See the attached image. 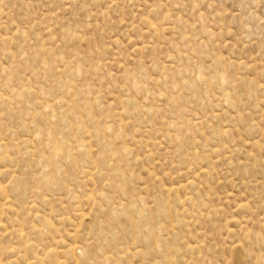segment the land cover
<instances>
[{"label":"rangeland","instance_id":"obj_1","mask_svg":"<svg viewBox=\"0 0 264 264\" xmlns=\"http://www.w3.org/2000/svg\"><path fill=\"white\" fill-rule=\"evenodd\" d=\"M0 264H264V0H0Z\"/></svg>","mask_w":264,"mask_h":264}]
</instances>
